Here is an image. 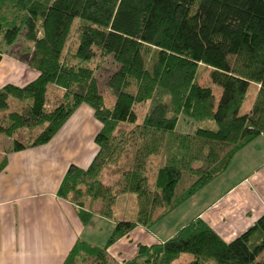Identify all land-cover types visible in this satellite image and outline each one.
I'll use <instances>...</instances> for the list:
<instances>
[{
  "label": "trees",
  "instance_id": "trees-1",
  "mask_svg": "<svg viewBox=\"0 0 264 264\" xmlns=\"http://www.w3.org/2000/svg\"><path fill=\"white\" fill-rule=\"evenodd\" d=\"M21 36L39 76L0 88V133L41 127L30 143L15 138L13 149L48 143L86 103L102 123L98 150L88 168L69 167L58 195L79 207L85 224L94 213L89 199H100L97 213L112 220L121 194L137 199L136 220H117L104 247L79 241L64 264L82 256L110 264L107 249L119 238L138 224L151 228L264 136V0H0V49ZM108 57L117 65L107 82L112 105L93 63ZM201 67L221 86L218 101L212 87L200 84ZM253 83L260 84L259 93L242 114ZM52 86L62 93L51 107ZM12 100L21 109L10 111ZM141 104H147L142 118L136 111ZM181 117L195 123L192 132L178 130ZM124 144L123 165L112 171L120 178L107 185L100 175ZM163 155L152 184L149 165ZM186 173L195 179L179 194ZM138 247L122 264H174L183 253L193 256L187 264H264V213L231 241L199 216L169 239Z\"/></svg>",
  "mask_w": 264,
  "mask_h": 264
},
{
  "label": "crops",
  "instance_id": "crops-1",
  "mask_svg": "<svg viewBox=\"0 0 264 264\" xmlns=\"http://www.w3.org/2000/svg\"><path fill=\"white\" fill-rule=\"evenodd\" d=\"M38 76L39 72L17 55L0 51V88L9 83L24 86ZM101 128L93 108L83 103L48 143L14 150L4 140L7 149L2 147L0 160V264H64L79 241L92 244L85 239L87 225L93 218L104 216L94 212L85 224L79 207L59 196L58 191L72 164L89 167L98 150L95 137ZM261 143L264 145V140ZM250 178L253 185L248 184L249 176L245 177L196 211L192 219L202 217L227 241L246 231L264 213V161ZM149 230L136 227L133 234L143 233L138 239L119 240L107 250L120 245L116 256L127 260L136 253L139 242L165 241Z\"/></svg>",
  "mask_w": 264,
  "mask_h": 264
},
{
  "label": "rangeland",
  "instance_id": "rangeland-1",
  "mask_svg": "<svg viewBox=\"0 0 264 264\" xmlns=\"http://www.w3.org/2000/svg\"><path fill=\"white\" fill-rule=\"evenodd\" d=\"M27 46L28 44L23 39V36H21L15 45L11 47H4L3 45V48H6V50L0 49V51L2 53L7 52V53H12L13 55H17V57L23 59V61L27 66L33 68L32 65L29 62H27L29 56L24 52L26 48H28ZM93 63L96 69V76L98 78L99 88L101 92L104 94L107 104L112 105L114 103V97L111 95L107 87V82L110 75L115 71L117 65L116 63L113 62L112 57H108L105 60H100V58H97ZM199 82L204 86L212 87L216 95L217 101L220 99L222 88L221 86L212 82L210 77V68H206V67L200 68ZM259 90H260V84L253 83L251 85L249 92L247 94V98L241 107L240 113L244 114L251 111L256 96L259 93ZM61 93L62 92L58 87L56 86L51 87V90L49 92V106L51 107L53 106L54 103L53 100L56 98V96H59ZM11 103L12 104L9 108L10 111L21 109L22 105L19 102L12 100ZM146 110H147V104H141L136 108V111L140 118H142ZM82 116L86 118L85 115ZM4 123L7 124V121ZM194 126L195 123L192 120L181 117L179 121L178 130L181 132H192ZM121 127L123 129L126 128L127 130L131 128L129 127V125H125V124H122ZM40 130L41 127H37L30 129L28 128L22 129L21 131H19L17 134L15 133L14 135H7L5 133H0V148H1L0 160L3 157V152L1 151H3V148L4 150L7 149V145H6L7 142L6 143L4 142L5 139L8 141L9 147L12 148L13 147L12 145H14L13 143L15 138L18 137L20 138L21 142L24 141L25 143H30L31 141L34 140V138L36 137V135L39 133ZM77 136L78 134H76L74 139ZM128 138H130V136ZM261 140L264 139H255L252 142L253 145L250 144L246 146L242 151L238 152L234 156L228 169L225 172H223L221 175L213 179L208 185H206L204 188L199 190L189 200L185 201L175 211L169 213L167 216L159 220L157 223L153 224L150 230L158 237L161 236L162 240L163 239L167 240L170 237H172L175 231L179 230L182 226L188 224L192 220V217L196 211H199L200 209H203L206 206L210 205L215 199L220 197V195L226 193V191L229 190L230 187H232L235 184H238L245 177L249 176L248 184L253 185L250 175L251 173H253L254 169L256 170L259 167V165H261V163L264 161V145L261 143ZM125 145L126 144L122 145L121 147L119 146L117 152L113 154L109 166L105 168L100 175V179L107 185L112 184L113 182L115 183L117 179L120 178L121 173L113 174L112 171L114 169H118L123 165L124 157H122V155L120 154L121 153L120 148L124 147ZM165 160H166L165 155L153 157L149 165V177L151 179L150 181L152 184L156 179L158 169L165 163ZM194 179L195 176L193 174L186 173L184 175L183 180L181 181V183L177 188L178 193L180 194L186 188H188L191 185V183L194 181ZM100 202H101L100 199H95L94 201L89 199L88 201L89 205L91 206V209L94 212L100 210L101 207ZM137 212H138V205H137L136 195L131 192L121 194L115 211L116 218L112 220L104 217V219H107L108 221L104 219H99L101 217L93 218L91 222L87 225L85 239L89 238V240L92 241L90 242L92 243L93 246L104 247L108 242L109 237L112 235V233L115 230V225H112L110 223L116 222L119 219L132 220V221L136 220ZM162 212H163V208L158 209L156 211V216H159ZM136 227L140 228V230L144 227L149 229V227L142 224H138ZM136 227L133 230H135ZM133 230L130 231L128 234L119 238L116 242L123 239L133 241L134 239H138V237L141 236V234H143L138 232L133 234ZM150 230L148 232H150ZM159 242L160 241H157L156 243ZM140 243L142 242H139L137 244L136 253L132 254V256H130L131 258L127 260H131L135 257V255H137L139 249L138 245ZM146 245H151V244H146ZM118 246L120 245H117V247H113L114 249H111L113 251L107 250V258L110 264H122L123 262L127 261L123 257L116 256L117 252L120 250L118 249L119 248ZM192 258L193 256L191 254L183 253L181 257L174 262V264H187ZM93 263H95V260L91 256H86V258H83V256L81 258L78 257V259L76 260V264H93Z\"/></svg>",
  "mask_w": 264,
  "mask_h": 264
}]
</instances>
